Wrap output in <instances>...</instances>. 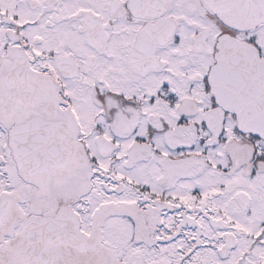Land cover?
I'll list each match as a JSON object with an SVG mask.
<instances>
[{
    "label": "snow or ice",
    "instance_id": "6c2138e0",
    "mask_svg": "<svg viewBox=\"0 0 264 264\" xmlns=\"http://www.w3.org/2000/svg\"><path fill=\"white\" fill-rule=\"evenodd\" d=\"M0 264H264V0H0Z\"/></svg>",
    "mask_w": 264,
    "mask_h": 264
}]
</instances>
